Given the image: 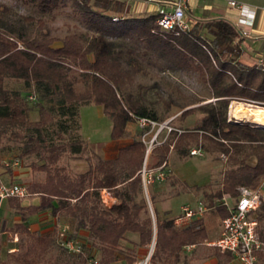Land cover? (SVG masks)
<instances>
[{
	"label": "trees",
	"instance_id": "1",
	"mask_svg": "<svg viewBox=\"0 0 264 264\" xmlns=\"http://www.w3.org/2000/svg\"><path fill=\"white\" fill-rule=\"evenodd\" d=\"M15 1L43 14L64 12L75 23L62 36L53 35L42 18L16 15L0 1V167L6 166L1 157L4 138L19 142L20 158L37 155L28 167L33 173H43L26 184L30 195L37 194L36 203L23 204V197L18 196L7 198L21 218L10 227L19 234L21 244L8 256L18 264H39L56 243L58 227L39 233L29 230L25 221L48 210L70 219L75 232L88 231L91 245L99 250L98 264H133L153 235L149 264H182L184 247L205 244V239L219 235L221 220L228 214L222 197L235 199L240 186L255 185L264 175V126L228 119L231 100L243 97L264 103V66L239 60L238 28L222 16L196 18L187 30L178 31L161 28L156 11H132L127 0ZM24 20L36 21L37 30L29 31ZM177 71L194 74L214 100L203 102L197 95L182 94L181 86L171 78ZM7 78L22 80L37 94L38 119L29 117L33 106L27 93L7 87ZM145 78L152 83H144ZM152 89L155 99L148 96ZM88 103L100 106L111 118V140L131 138L113 157L96 155L92 161L83 157L89 150L84 138L63 136L77 121L78 106ZM157 103L165 111L179 108L175 118L181 123L172 125L166 137L153 144L147 167L168 164L172 150L180 157L191 156L193 147L215 157L226 156L218 188L210 183L182 185L207 206L184 226L175 225L174 216L167 212L161 216L155 194L149 193L152 218L144 194L141 169L146 143L142 135L151 125H139L138 118L157 121L153 107ZM196 112L194 124L182 123ZM132 123H137L134 132L128 128ZM57 124L54 140L50 127ZM64 155L85 158L88 167L72 172L59 163ZM103 188L115 198L109 206L101 199ZM257 218L259 236L264 239V203ZM215 229L218 234L212 236ZM208 246L215 264H228L234 258L230 251ZM256 264H264L262 252Z\"/></svg>",
	"mask_w": 264,
	"mask_h": 264
},
{
	"label": "rangeland",
	"instance_id": "2",
	"mask_svg": "<svg viewBox=\"0 0 264 264\" xmlns=\"http://www.w3.org/2000/svg\"><path fill=\"white\" fill-rule=\"evenodd\" d=\"M0 1L10 5L16 15H32L35 19L42 18L50 28L53 35L62 36L68 31V26H72V24L75 23V19L64 12H60L55 16H52L48 13L43 14L35 7L16 2L15 0ZM129 5L130 3L127 1V6ZM24 22H26L28 30L33 31L32 33L37 30L38 23L36 21L28 23V21L24 20ZM57 43L58 42H56V44ZM171 78L172 81L177 82L181 86L182 94L197 95L198 97L205 99L204 101L213 99L212 97H209L210 94L208 88L202 84L194 74L184 71H177L172 74ZM143 81L146 84L152 83V79L149 78H145ZM6 86L9 88L19 89L23 93H27L28 101L33 106V109L29 113V117L32 120L38 119V112L34 104L35 100H37V94L33 91V89H31V87H26L22 80L14 78H7ZM31 95L34 96L32 97ZM148 96L151 99H155L156 92L152 89L148 92ZM194 105L197 104H193V106ZM241 106H244L246 109L248 107H255L248 105V103H246L244 100H231L228 105V117H231L232 114L236 116V109L240 108ZM153 107L155 108L159 119L156 121V124L150 129V131L144 135V139L146 140L147 144H149V141L156 134V139L160 142L166 137V124L172 126L179 125L181 123L180 120L175 118L181 112L179 108L173 107L170 111H165L161 103L154 104ZM256 107L264 108V105H259ZM248 111L250 112V110ZM198 116L199 114L197 112L193 113L182 123L185 125H192L196 122ZM232 119L235 120L234 117H232ZM246 119L247 117L239 120L245 121ZM74 124H78V129H75L77 127H75ZM111 124V118L105 115L103 112H100L98 105L93 103L81 104L78 106L77 121L71 124V129L63 134V136L64 138H71L75 136L84 138L88 142L89 150L83 155V157L87 156L92 161H95L96 155L104 156V153L102 152L104 149H106L108 154H112L115 150V146H113V142H111L112 140L110 138ZM136 125L137 123L128 125V128H130L131 132H134ZM57 126L58 124L50 127L49 134L54 140L57 139V136L53 133V130H55ZM18 143L19 142L17 141H7L4 138L1 141V146H6L1 151L2 160L6 165L4 167H20L22 169L24 168L30 170L28 164L32 160L38 159V156L31 154L25 156L24 158H20L18 156ZM150 150L151 149H149L147 153L145 152L144 159H147V163L150 162L151 159ZM71 159L85 158H71L67 155H64L60 158L59 163L67 165L72 172L80 171L77 167L71 165ZM15 160L18 161V164L16 165L13 164ZM226 166V158H222L221 155L215 157L212 154L204 153L202 156L191 155L187 157H180L175 151L172 150L168 157V168H170L169 174L164 179H156L146 185L147 197L150 201L149 193L155 194L156 205L161 216H164L166 212L168 215L175 216L180 212L181 205L184 203H191L194 205L199 199V196L193 194V192L184 190L182 185L190 186L193 184L202 185L205 183H210V187L216 189L221 184L222 172ZM33 175L35 177H40L43 175V173L34 172ZM20 180H23V178ZM31 196L32 195L23 197V200L32 201ZM229 201L232 202V199H229ZM4 209L6 210L4 211ZM17 213V210L13 209L8 214L6 206L5 208H0V234L4 235L5 239H9L10 236L8 233L4 232L7 230V221L3 219H8L11 223L13 217L17 215ZM58 218V225L66 226L67 236L70 238L79 239L82 243V249L80 251L69 250L61 245L59 243V239H57L56 243L43 255L39 264H91L88 257L98 258L99 250L97 247L91 245L90 239L88 237V231L86 229H79L75 232L70 219L64 216ZM217 234V229L211 233L212 236H216ZM1 235L0 242H2ZM210 239L212 238L205 239L204 242ZM20 240L21 239H18L17 247H19V244H21ZM149 248L150 245L140 248L138 258L133 264H137L140 260H143L148 255ZM9 253L10 252H7L6 248L1 249L0 247V264H2L1 261H4L3 264H18L14 261V259L8 256ZM182 256L184 259L182 264H214V261L212 260L213 256L210 253V246L207 244L201 243L196 246H186L182 251ZM119 264H124V262H119ZM146 264H149V259L147 260Z\"/></svg>",
	"mask_w": 264,
	"mask_h": 264
},
{
	"label": "built area",
	"instance_id": "3",
	"mask_svg": "<svg viewBox=\"0 0 264 264\" xmlns=\"http://www.w3.org/2000/svg\"><path fill=\"white\" fill-rule=\"evenodd\" d=\"M193 0H166L163 5H159L156 12L158 16L156 18L159 26L166 30H178L185 31L189 28L190 22L187 19V9L189 4ZM228 4L234 7L238 12L237 24L246 26L252 25L256 15V9L236 0H228ZM244 30L238 28L239 35H242ZM260 65L264 66L262 60L259 61ZM246 103L252 106L264 105L263 102L252 100L249 98H240ZM239 120L233 114L228 117L229 120ZM241 121V120H239ZM257 120L246 119L245 122H249L253 125H263ZM139 125L150 124L151 128L156 124V121L141 117L138 118ZM167 132L171 130L172 126L165 125ZM162 127V126H161ZM150 128V129H151ZM150 131V130H149ZM148 132V131H147ZM145 132L142 135V139L147 145V152L153 144L158 143L156 136L147 144L144 139ZM192 155L202 156L204 151L200 147H193L190 150ZM222 158H226L225 154H221ZM7 164V163H6ZM13 164H18L15 160ZM170 172L168 164L164 161L161 165L156 167H147V159H144V163L141 169L143 186L146 187L148 183L153 182L156 179H164ZM30 192L25 184L16 181L5 182L0 178V203L10 196L27 197ZM101 199L105 205H111L113 203V197L109 190L103 188L101 190ZM229 195H224L221 199V203L226 205L228 214L221 220V230L217 237L210 240H206L204 243L211 246H216L220 250L230 251L234 257H236L242 264H256L258 260V252L264 254V239L259 236L258 232V218L257 212L260 206L264 203V175L259 179L255 185L240 186L238 188V194L232 202ZM207 210V206L197 201L196 204L184 203L180 207V212L174 216L173 222L177 226L187 225L193 218L202 215ZM67 227L58 225L57 239L59 243L69 250L80 251L82 249V243L79 239L69 238L66 234ZM190 246V245H187ZM149 259V255L145 257V262ZM141 260L138 262L140 263ZM91 264H98L97 258L90 259Z\"/></svg>",
	"mask_w": 264,
	"mask_h": 264
},
{
	"label": "crops",
	"instance_id": "4",
	"mask_svg": "<svg viewBox=\"0 0 264 264\" xmlns=\"http://www.w3.org/2000/svg\"><path fill=\"white\" fill-rule=\"evenodd\" d=\"M130 5L128 6L132 11H156L159 5H163L166 0H127ZM241 3H245L256 9L255 19L252 25L242 26L237 24L238 12L234 7L228 4V0H193L187 9V19L191 23L196 18L204 17H218L222 16L231 20L237 28H242L244 33L239 35V46L241 52L239 55V60L247 65H260L259 61L262 60L264 63V0H236ZM100 112H102L99 106ZM131 141L130 137L112 140L115 150L112 154H108L106 149L102 152L103 157H113L118 147L127 144ZM71 165L77 167L80 171H84L88 167V162L86 159H71ZM30 175V176H29ZM30 177V178H29ZM42 177V176H40ZM40 177H35L33 172L28 169H22L20 167L6 168L4 166L0 167V178L5 182L16 181L28 184L33 179ZM23 178V180H20ZM32 201L22 200L23 204L36 203L38 201L37 194H31ZM113 197V196H112ZM113 200L115 198L113 197ZM114 202V201H113ZM7 207V213L9 214L11 210L15 209L10 207L7 203V199L0 203V208ZM6 209H4L5 211ZM9 210V211H8ZM20 215L17 213L13 217L12 222L7 221V230L10 236L9 239H5L4 235H1L2 242H0L1 249L7 250V252H14L18 249L17 243L19 239V234L10 230V227L15 223L20 221ZM58 216L52 215L48 210L41 211L39 213L30 215L25 221L26 226L31 231H36L39 233L52 232L57 229ZM4 258V257H3ZM214 264L216 262L215 257H212ZM228 264H242L236 257H234Z\"/></svg>",
	"mask_w": 264,
	"mask_h": 264
},
{
	"label": "bare ground",
	"instance_id": "5",
	"mask_svg": "<svg viewBox=\"0 0 264 264\" xmlns=\"http://www.w3.org/2000/svg\"><path fill=\"white\" fill-rule=\"evenodd\" d=\"M254 109H256V110H254ZM248 110H250V112ZM236 117L238 119H244L247 117V119H250L253 121L258 120L261 123H264V108L248 107L246 109L244 106H241L240 108L236 109ZM137 264H146L145 258L143 260H141L140 263H137Z\"/></svg>",
	"mask_w": 264,
	"mask_h": 264
},
{
	"label": "water",
	"instance_id": "6",
	"mask_svg": "<svg viewBox=\"0 0 264 264\" xmlns=\"http://www.w3.org/2000/svg\"><path fill=\"white\" fill-rule=\"evenodd\" d=\"M211 100H214V99H210V100H207V101H204V102H208V101H211ZM242 120V119H241ZM146 153H147V150H146ZM144 191H145V194H146V187L144 186ZM146 196V199H147V202H148V205H149V208H150V212H151V215H152V218H154V214H153V210H152V207H151V204H150V201L147 197V194L145 195ZM154 242H155V235H153V239L150 243V248H149V252H148V255L150 257L151 253H152V250H153V246H154Z\"/></svg>",
	"mask_w": 264,
	"mask_h": 264
}]
</instances>
